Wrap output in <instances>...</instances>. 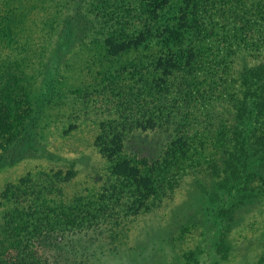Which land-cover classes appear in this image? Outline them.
<instances>
[{"label":"rangeland","instance_id":"rangeland-1","mask_svg":"<svg viewBox=\"0 0 264 264\" xmlns=\"http://www.w3.org/2000/svg\"><path fill=\"white\" fill-rule=\"evenodd\" d=\"M72 3L53 0L48 9L37 7L34 15L24 0H0V258L9 244L17 247L8 229L1 234L3 223L22 209L27 231L33 232L35 216L53 224L55 230L47 236L29 239L52 264H264V176L253 177L239 197H205L210 181L200 169L218 155L216 124L199 128L207 133L201 136L204 140L198 144L199 137L185 146L193 163L200 164L199 174L188 171L178 185H165L156 197L149 194L144 168L139 167L135 177L144 178L141 182L121 183L109 200L99 197L109 168L93 138L102 121L112 117L101 113L98 101L93 105L95 94L80 100L75 93L96 88V69H79V60L72 58L69 64L76 68L66 74L65 59L71 53L54 63L48 54L52 41L45 43L46 27L60 29V19L73 14ZM55 10L57 18L49 26L48 15ZM51 67L64 76L54 78ZM147 126L138 125L136 134L159 163L169 149L165 134L170 126L155 127L156 132ZM117 133L123 140L121 153L134 147ZM21 198L34 210L30 217ZM83 207L90 219L81 227L60 218L63 209ZM221 207L227 209L224 219L216 213Z\"/></svg>","mask_w":264,"mask_h":264},{"label":"trees","instance_id":"trees-1","mask_svg":"<svg viewBox=\"0 0 264 264\" xmlns=\"http://www.w3.org/2000/svg\"><path fill=\"white\" fill-rule=\"evenodd\" d=\"M52 1L24 0V6L35 15L37 7L48 9ZM73 1V14L60 19V29L46 27L45 43L52 41L48 54L54 63L55 58L71 53L65 59L66 74L76 68L69 64L72 58L79 60V69H96V88L75 93L80 100L95 94L93 105L98 101L101 113L112 117L102 121L101 131L93 138L109 168L101 179L98 191L103 195L99 197L109 200L121 183L141 182L144 178L135 177L139 167L144 168L149 194L156 197L165 185H178L188 171L199 174L201 170L210 181L205 197H239L253 177L263 178L264 0ZM56 12L48 15L49 26ZM51 68L54 78L64 76ZM15 72L21 71L16 67ZM43 79L49 84L46 75ZM208 124L217 125L214 148L218 155L203 162L199 170L200 164L193 163V153L185 146L207 135L199 128ZM138 125H148L153 132L155 127L170 126L165 134L169 149L159 163L144 149L145 141L136 134ZM117 130L124 134V144L133 148L120 152ZM51 183L47 180L45 185ZM19 203L25 204L26 216L34 213L28 201L21 198ZM226 210H217L219 219L227 216ZM14 214L7 215L1 234L8 229L17 247L8 245L2 264H52L29 239L47 236L55 230L53 224L35 216L33 232L27 231L28 223L21 220L23 210ZM61 214L74 228L90 219L86 207L63 209Z\"/></svg>","mask_w":264,"mask_h":264}]
</instances>
